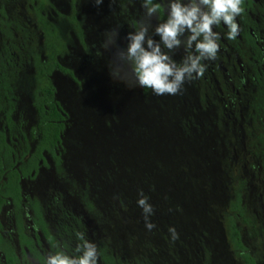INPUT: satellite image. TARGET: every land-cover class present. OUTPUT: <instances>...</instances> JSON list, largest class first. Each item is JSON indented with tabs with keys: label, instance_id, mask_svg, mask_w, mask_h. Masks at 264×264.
<instances>
[{
	"label": "rangeland",
	"instance_id": "1",
	"mask_svg": "<svg viewBox=\"0 0 264 264\" xmlns=\"http://www.w3.org/2000/svg\"><path fill=\"white\" fill-rule=\"evenodd\" d=\"M155 1L167 17L169 0ZM142 2L0 0L9 21L24 29L27 39V60L13 83L12 120L21 123L23 136L16 134L18 148L24 138L28 151L32 147L28 134L34 124L32 56L44 52V32L34 12L38 4L39 14L64 45L58 62L74 77L72 81L55 72L50 79L55 100L65 113L61 171L56 172L46 157L47 165H40L32 180L20 181L23 203L37 202L52 238L40 241L44 264L58 251L78 255L77 246L83 241L77 233L97 249L104 245L120 264H236L226 229L228 204L240 185L247 210L253 211V193L260 184L250 176V150H243L245 135L240 141L237 128L242 123L226 118L229 109L223 105L227 102L220 100L214 82L218 74L209 77L205 71L202 78L187 81L181 94L163 96L134 87L130 73L126 83L111 75L117 49L127 48V34L145 19ZM161 22L151 21L153 28ZM117 27L116 46L104 50L106 32ZM213 30L220 34L224 52L212 64L229 70L233 55L228 28L221 22ZM149 34L159 41L151 29ZM183 54L181 48L173 59L179 62ZM141 192L154 210L149 217L155 225L151 230L137 203ZM9 212L7 205L1 216L4 236L20 258ZM28 213L27 208L21 213L25 224ZM169 228L178 234L176 240ZM242 236L246 247H256L259 253L258 242L246 233Z\"/></svg>",
	"mask_w": 264,
	"mask_h": 264
},
{
	"label": "clouds",
	"instance_id": "2",
	"mask_svg": "<svg viewBox=\"0 0 264 264\" xmlns=\"http://www.w3.org/2000/svg\"><path fill=\"white\" fill-rule=\"evenodd\" d=\"M96 5L102 0H94ZM243 0H169L167 19L153 28V18H159L161 5L154 0H143L145 19L137 22L134 32H129L126 49H117V63L111 67L114 79L126 83L129 73L135 79L134 87L151 89L157 96L177 95L183 91L187 81L202 78L207 64L217 58L220 34L214 27L221 22L228 28V39H235L240 32L236 17L244 12ZM118 29L106 32L102 44L104 50L116 46ZM159 36V41L149 34ZM183 56L177 62L173 56L180 49ZM101 55V53H100ZM132 88V87H129ZM138 206L142 208L145 226L151 230L155 225L149 222L153 207L142 192ZM172 240L178 238L174 228H169ZM83 241L77 246L78 255L69 256L63 251L47 257V264H98V250L88 242L83 233H77Z\"/></svg>",
	"mask_w": 264,
	"mask_h": 264
},
{
	"label": "flooded vegetation",
	"instance_id": "3",
	"mask_svg": "<svg viewBox=\"0 0 264 264\" xmlns=\"http://www.w3.org/2000/svg\"><path fill=\"white\" fill-rule=\"evenodd\" d=\"M242 7L244 12L236 17L241 31L235 39H229L233 55L229 70L217 62L212 64V61H206V74L209 77L218 74L219 80L214 82L220 100L227 102L223 105L224 109H229L226 118L231 119V122L239 120L242 123L237 128L242 133L240 141L243 133L245 135V141H241L243 150H250V176L260 184V188L253 193L256 206L251 212L247 210L240 185L234 190L233 209L229 214L242 247V250L232 247L234 260L236 264H245L243 256L247 255L249 264H264V0H243ZM223 52L224 49L219 48L217 58L223 56ZM242 106L245 107L244 112ZM20 196L18 205L6 199L0 206V264H23L24 259L29 261L28 264H33L34 261L36 264H44L39 248L40 241L46 239L32 220L33 213L28 199L24 204L22 194ZM7 205L10 208L8 222L14 228L20 258L14 245L4 236L1 216ZM26 208L30 211V216L25 224L21 221V213ZM243 233L258 242L260 254L256 247H246ZM19 235L23 236V240Z\"/></svg>",
	"mask_w": 264,
	"mask_h": 264
},
{
	"label": "trees",
	"instance_id": "4",
	"mask_svg": "<svg viewBox=\"0 0 264 264\" xmlns=\"http://www.w3.org/2000/svg\"><path fill=\"white\" fill-rule=\"evenodd\" d=\"M154 3L157 2L154 0ZM38 7L34 9V12L44 32V52L41 56L39 54L32 56L35 81L30 102L34 113V124L28 132L29 141L32 144L30 151H28L25 138L21 149L18 148L19 143L14 142L17 139L16 134L23 136L20 134L21 123L15 124L12 120L15 110L13 83L27 60V39L22 35L25 30L17 24H12L6 11L0 7V119L3 124V127L0 128V206L6 199H9L14 205L19 204L21 199L20 180H32L36 176L39 166L47 165L46 157L56 172L61 171V136L65 128V113L55 100V89L50 79L55 72L66 75L72 81L74 77L69 69L64 68L58 62L64 45L53 26L39 14ZM158 16L162 22L167 19L162 9ZM70 21L79 34L78 26L72 16ZM10 24L13 25L12 28ZM142 89L143 91L147 90V88ZM28 203L33 213V222L44 238L51 241L52 238L48 234L37 202L31 199L28 200ZM86 206L89 208V212L92 211L90 202L86 203ZM232 209L233 202L231 201L228 204V211L230 212ZM226 220L229 243L232 247L242 250L232 218L228 216ZM19 237L23 240L22 235ZM97 250L101 264H120L104 245H100ZM243 259L245 264L250 263L247 255H244Z\"/></svg>",
	"mask_w": 264,
	"mask_h": 264
}]
</instances>
